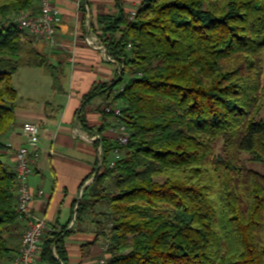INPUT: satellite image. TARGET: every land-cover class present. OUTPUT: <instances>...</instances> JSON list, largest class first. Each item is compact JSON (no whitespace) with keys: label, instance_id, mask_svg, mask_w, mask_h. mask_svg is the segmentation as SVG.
<instances>
[{"label":"trees","instance_id":"16d2710c","mask_svg":"<svg viewBox=\"0 0 264 264\" xmlns=\"http://www.w3.org/2000/svg\"><path fill=\"white\" fill-rule=\"evenodd\" d=\"M38 1L0 0V261L19 248L15 171L3 159L16 124L12 78L45 66L34 46L23 50L28 33L14 19L37 12ZM96 30L124 67L85 100L107 96L131 71L115 95L122 116L100 110L102 164L76 212L83 221L106 204L105 221L94 216L108 264H264V174L242 159L264 166V0H144L134 20L120 8ZM109 120L127 126V145L102 135ZM38 259L66 264L64 236L44 238Z\"/></svg>","mask_w":264,"mask_h":264},{"label":"crops","instance_id":"0c3cea01","mask_svg":"<svg viewBox=\"0 0 264 264\" xmlns=\"http://www.w3.org/2000/svg\"><path fill=\"white\" fill-rule=\"evenodd\" d=\"M143 1L55 0L60 12L55 40L34 39L33 43L45 60V66L20 67L12 78L18 93L16 124L4 138L8 149L3 159L15 169L14 153L25 144L21 128L25 123L36 124L40 137L38 156L29 177L35 195L31 206L36 215L47 221L45 239L51 240L58 233L64 236L66 264H96L104 253L102 236L95 223L97 212L93 211L94 214L83 221L76 219L82 198L80 190L83 187L84 194L88 192L89 177L98 169V145L74 136V130L78 129L83 135H95L102 127V97L89 101L85 97L98 84L110 82L116 66L106 61L100 51L86 45L83 37L88 31L96 33L98 18L116 17L120 8L129 14ZM53 74L58 78L57 84ZM110 125L109 120L102 135L115 143ZM110 158H114V151ZM39 190L43 192L41 196H37ZM22 228L25 222L19 219L18 232ZM21 237L15 235L12 242L19 246ZM53 252L58 258L55 250ZM36 264L42 263L38 259Z\"/></svg>","mask_w":264,"mask_h":264},{"label":"built area","instance_id":"2783aa9c","mask_svg":"<svg viewBox=\"0 0 264 264\" xmlns=\"http://www.w3.org/2000/svg\"><path fill=\"white\" fill-rule=\"evenodd\" d=\"M55 0H40V6L35 13H24L18 15L14 22L20 28L25 30L36 41H49L53 42L56 35V27L60 21V12L55 5ZM137 8H133L129 11L128 20L135 19L137 14ZM83 41L86 45L98 50L103 55L106 61L114 63L116 66V73L114 78L110 81L113 83L117 81L122 74L123 65H119L113 57H111L106 50L105 45L101 41L100 37L91 31H88ZM124 84L119 85L116 90L108 93L106 101L102 102L101 110L106 114H110L114 119H118L122 116V107L120 101L115 99V95L123 91ZM109 129L115 135V141L119 145H127L130 138V132L124 123L111 122ZM22 136L25 139V144L20 146L14 153L15 156V177L17 185V212L20 215V219L25 222V230L20 239L18 252L12 259L7 261H0V264H36L40 251L41 244L44 239V235L48 230V224L44 217L36 215L32 209L31 203L35 198L29 185V177L33 173V164L38 156V143H39V128L34 123H25L21 128ZM74 136L81 137L85 141L95 143L100 141V135H83L78 129L74 130ZM120 158L119 150H114V159L109 162V167L115 165L116 160ZM102 164V148L98 146V169ZM93 177L90 178L88 183H91ZM84 191L83 187L80 190V197H82ZM43 192L38 191L37 196H41ZM112 226L111 222L107 224V227ZM53 237L51 238V240ZM110 248L109 240L102 245L103 255L96 261V264H108L110 254L108 253ZM53 250L55 248L53 247Z\"/></svg>","mask_w":264,"mask_h":264},{"label":"rangeland","instance_id":"374dc122","mask_svg":"<svg viewBox=\"0 0 264 264\" xmlns=\"http://www.w3.org/2000/svg\"><path fill=\"white\" fill-rule=\"evenodd\" d=\"M37 9H39V1L37 3ZM117 36H119V35H117ZM34 42H35V40L29 34H27V36L24 38V41H23V50L28 51L29 49H31V47H33V43ZM22 55H23V57H25L24 56L25 55V52H23ZM263 71H264V52H263ZM130 75H131V71L128 69L126 71V75L124 77V82L120 83V85L124 84L125 81L128 79V77ZM106 98H107V96H102V102H105L106 101ZM102 102H101V104H102ZM222 150H223V148H222V142L219 141L217 143V146H216V149H215V154L216 155L222 154ZM242 159L247 163V165L250 168H252L254 170H257V171L261 172L262 174H264V166H262L261 164H258V163L253 162L250 155H248L246 153H243L242 154ZM113 185H114V180H108L106 182L105 186H106L107 192H111L113 190ZM106 207L107 206H106L105 203L100 202L93 209V211H96L97 214L100 215L99 216L100 217L99 218L100 221H105V218L103 216V213H105V211L107 210ZM23 230H25V228H22V231H20V232H18L19 230L18 231L15 230L14 231V236L15 235H18V234L21 236L22 233L24 232ZM106 233L109 234V231L107 229H106ZM101 242H102V244L106 243V239L104 237H101Z\"/></svg>","mask_w":264,"mask_h":264}]
</instances>
